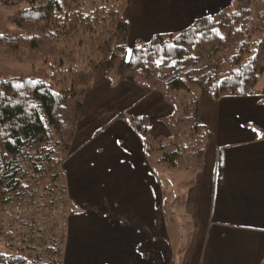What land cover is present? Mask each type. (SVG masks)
Returning a JSON list of instances; mask_svg holds the SVG:
<instances>
[{
	"label": "trees",
	"instance_id": "obj_1",
	"mask_svg": "<svg viewBox=\"0 0 264 264\" xmlns=\"http://www.w3.org/2000/svg\"><path fill=\"white\" fill-rule=\"evenodd\" d=\"M2 2L25 5L11 16L23 32H0V47L12 50L22 62L55 59V71L49 81L0 77V203L25 207L20 218L27 229L17 241L12 231L6 232L5 238L19 246L0 252V264H63L65 222L62 237L48 240L32 219L35 210L64 202L68 215L75 212L67 198L63 165L84 98L103 64L112 84L128 82L157 91L173 106V114L163 119L169 136H153L147 117L119 115L140 138L146 157L169 170L201 171L209 148V131L199 122V101L191 85L215 100L259 93L264 10L254 13L257 0H236L178 33L134 43L126 19L130 0H70L67 6L60 0ZM46 175L49 191L39 194Z\"/></svg>",
	"mask_w": 264,
	"mask_h": 264
},
{
	"label": "crops",
	"instance_id": "obj_2",
	"mask_svg": "<svg viewBox=\"0 0 264 264\" xmlns=\"http://www.w3.org/2000/svg\"><path fill=\"white\" fill-rule=\"evenodd\" d=\"M235 1L130 0L129 40L178 33ZM190 88L210 144L203 169L182 181L171 174L180 170L147 158L119 118L147 117L153 136H169L163 119L173 106L99 73L63 165L75 211L65 221L63 264H264V74L252 97L215 100Z\"/></svg>",
	"mask_w": 264,
	"mask_h": 264
},
{
	"label": "rangeland",
	"instance_id": "obj_3",
	"mask_svg": "<svg viewBox=\"0 0 264 264\" xmlns=\"http://www.w3.org/2000/svg\"><path fill=\"white\" fill-rule=\"evenodd\" d=\"M63 6L70 4V0H60ZM25 4L19 2L18 4H4L0 0V32L2 34H16L22 33L23 30L17 24L11 21V16L18 10H20ZM264 10V4L258 5L254 9V13H260ZM55 62V59H51L48 62L39 61L22 62L18 60V56L12 50L7 47H0V77L10 76V77H34L36 79H43L49 81L54 75L55 69H51ZM106 71V78L108 72V65L103 64L99 73H104ZM98 73V75H99ZM98 77V76H97ZM97 79V78H96ZM96 82V80H95ZM110 82V80H109ZM112 84V83H111ZM139 87V86H138ZM149 90V89H148ZM181 173H171L173 177L184 181L187 178V174L183 172L189 171H179ZM191 172V171H190ZM188 174H193L188 173ZM50 175H46L42 180H40L38 186L39 194H43L46 189V193L49 191L50 186ZM191 176V175H188ZM66 199V198H65ZM64 200V199H63ZM23 211L21 212V210ZM29 209L35 210L34 207ZM26 208H19L17 206L2 205L0 203V252H10V248L15 250L18 248L16 241L19 240L18 234L20 232L27 233V229H22L20 218L22 215L20 213H25ZM69 208L65 205V202L56 208H45L44 210H35L34 218H28V222L32 219L37 220L38 229L45 232L47 239H60L64 232V222L66 216L69 214ZM25 217V214L23 215ZM30 223V222H29ZM37 229V230H38ZM12 231L16 235V241H11L5 238L6 232ZM42 236L41 233H39ZM37 235V237L39 236Z\"/></svg>",
	"mask_w": 264,
	"mask_h": 264
}]
</instances>
